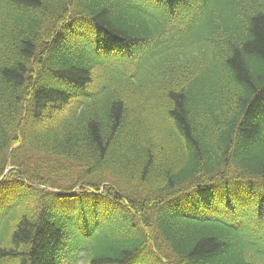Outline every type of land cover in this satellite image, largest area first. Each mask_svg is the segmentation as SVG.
<instances>
[{
  "label": "trees",
  "instance_id": "16d2710c",
  "mask_svg": "<svg viewBox=\"0 0 264 264\" xmlns=\"http://www.w3.org/2000/svg\"><path fill=\"white\" fill-rule=\"evenodd\" d=\"M0 264H264V0H0Z\"/></svg>",
  "mask_w": 264,
  "mask_h": 264
},
{
  "label": "rangeland",
  "instance_id": "374dc122",
  "mask_svg": "<svg viewBox=\"0 0 264 264\" xmlns=\"http://www.w3.org/2000/svg\"><path fill=\"white\" fill-rule=\"evenodd\" d=\"M210 10L213 11L212 15H217V16L224 12L223 9L217 8L216 6H213ZM207 30L205 31V33L207 32ZM200 31H201L200 21L196 20L194 23L190 24L188 27L183 28L180 32H178L176 34L175 38H171L168 41H166L165 43L159 45L153 52L158 57H162V56L166 55L167 53H169L173 49H181V48H186L189 45H195L198 43L197 40H198ZM196 54L197 53H195V51H194L192 55L195 56ZM210 58H211V56L207 55V61L208 62L211 61ZM198 61H199V63H201V66L198 68L191 66V67H189V70H195V69L204 70L205 69V65L203 62L204 56L203 57L200 56ZM166 68L168 70H170V72L174 69L173 65H169V64L166 65ZM199 74H202V72H200Z\"/></svg>",
  "mask_w": 264,
  "mask_h": 264
}]
</instances>
